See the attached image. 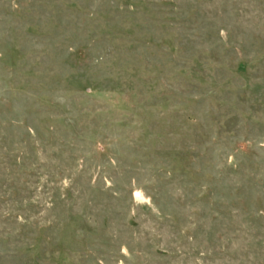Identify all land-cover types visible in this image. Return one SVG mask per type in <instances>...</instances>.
<instances>
[{
    "label": "rangeland",
    "instance_id": "obj_1",
    "mask_svg": "<svg viewBox=\"0 0 264 264\" xmlns=\"http://www.w3.org/2000/svg\"><path fill=\"white\" fill-rule=\"evenodd\" d=\"M0 264H264V0H0Z\"/></svg>",
    "mask_w": 264,
    "mask_h": 264
}]
</instances>
